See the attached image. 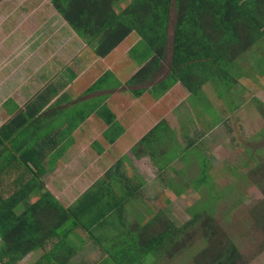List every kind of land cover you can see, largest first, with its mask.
Listing matches in <instances>:
<instances>
[{
  "label": "crops",
  "instance_id": "0c3cea01",
  "mask_svg": "<svg viewBox=\"0 0 264 264\" xmlns=\"http://www.w3.org/2000/svg\"><path fill=\"white\" fill-rule=\"evenodd\" d=\"M96 38L51 0H0V194L15 246L34 248L18 264H119L107 243L130 248L151 218L156 233L163 210L146 211L179 160L165 157L164 130L188 123L193 95L181 81L166 88L169 49L146 78L154 53L137 32L106 56Z\"/></svg>",
  "mask_w": 264,
  "mask_h": 264
},
{
  "label": "trees",
  "instance_id": "16d2710c",
  "mask_svg": "<svg viewBox=\"0 0 264 264\" xmlns=\"http://www.w3.org/2000/svg\"><path fill=\"white\" fill-rule=\"evenodd\" d=\"M51 1L80 35L97 37L90 43L100 56L108 55L128 35L137 32L154 53L153 59L140 71V75L146 78L151 72L158 71L166 58L170 43L171 14L174 10L172 61L166 88L181 81L193 96L202 94L208 84L219 89V95L230 91L236 84L238 74L235 68L239 59L254 45L264 41V0ZM124 2L127 6L117 12L114 6ZM165 126L166 124L162 125L166 128ZM202 138L203 135H199L189 139V143L180 148L175 156L182 160L190 153H196L194 150ZM200 158L201 155L197 159ZM201 169L200 176L196 177L197 181H191L190 185L197 190L205 185L210 193L209 199L191 208L192 217L182 226L168 221L165 228L157 234L144 233L154 221L151 218L148 227L140 233L139 248L130 249L131 253L139 250L136 254L129 253L131 264L140 261L141 264H150L151 261L155 263L156 259L142 260L152 253L173 258L186 248V238L196 241V237L210 246H203L199 250L196 258L201 259L197 264L242 263L243 257L237 244L228 237L221 240L218 236V224L213 213L215 204L223 193L215 196L208 165L203 164ZM169 187L181 195L182 189L178 191L175 184L170 183ZM9 200L3 199L0 194V237L4 241V246L0 249V264H18L34 249L15 246L20 241V229L11 225L10 218H5L10 209ZM3 203H8L9 206ZM194 228L195 231L192 232ZM217 243L221 246L217 247ZM127 250L124 253H128Z\"/></svg>",
  "mask_w": 264,
  "mask_h": 264
},
{
  "label": "rangeland",
  "instance_id": "374dc122",
  "mask_svg": "<svg viewBox=\"0 0 264 264\" xmlns=\"http://www.w3.org/2000/svg\"><path fill=\"white\" fill-rule=\"evenodd\" d=\"M171 17L170 55L165 73L171 67L174 10ZM237 64L236 84L230 91L219 95V89L212 84L206 85L202 94L188 99L195 109L193 111L190 106L189 110H184V116H191L188 123L187 119H178L173 128L169 126L171 131L164 130V141L172 145L165 157L175 156L180 148L189 143V139L199 135L203 138L194 150L196 153L178 160L177 172L164 171L165 176L174 179L172 183L176 189H182L181 195L164 185L168 194L165 193L164 199L156 206L153 204L146 213L163 210L156 220V234L165 228L168 221L177 226L184 225L192 217L190 209L209 199L210 193L205 185L200 190L190 185L191 181H197L201 166L206 163L211 172L213 193L215 196L223 193L213 213L219 238L225 240L224 237H228L237 244L243 257L241 264H264V41L243 54ZM166 146L170 145L165 143L164 148ZM199 154L200 160L197 159ZM134 236L139 238L140 234L133 233ZM138 238L128 250L114 248L112 243L106 246L115 251L118 262L131 264L130 249L139 248L141 243ZM198 238L196 241L186 238V248L173 258L152 253L142 260L156 259L154 264H197L201 259L196 258L199 250L203 246L210 247ZM218 246L221 244L217 243ZM125 250L128 253H124Z\"/></svg>",
  "mask_w": 264,
  "mask_h": 264
}]
</instances>
